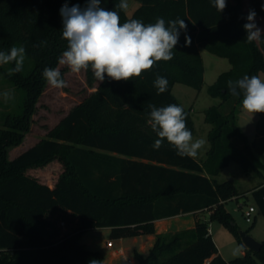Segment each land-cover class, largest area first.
I'll return each instance as SVG.
<instances>
[{
    "label": "trees",
    "instance_id": "1",
    "mask_svg": "<svg viewBox=\"0 0 264 264\" xmlns=\"http://www.w3.org/2000/svg\"><path fill=\"white\" fill-rule=\"evenodd\" d=\"M138 9L129 17L116 8L120 0H109L104 9L117 11L121 23L139 19L155 23L184 20L173 59L159 61L132 80L114 81L105 76L96 90L73 108L48 136L14 159L10 150L20 146L31 130L37 103L48 83L46 67L58 68L67 49L62 38L61 7L87 0H0V51L24 46L33 66L8 76L0 65L3 80L21 93L17 110L6 112L0 131V264H89L103 256L81 243L90 229L110 228L114 239L135 238L156 233L155 222L182 214H193L195 228L157 235L146 255L136 252L139 264H264V242L260 251L249 250L225 203L237 194L231 182L218 183L213 177L231 161L246 173L262 174L264 164L248 144L238 126L243 93L231 94L228 82L245 75L264 73V35L259 41L246 40L243 25L250 9L264 16V0H226L223 12L210 0H136ZM103 8V7H102ZM185 36L191 40L185 43ZM227 58L231 69L210 87L220 106L205 112L211 125L208 165L194 157H180L167 141L159 150L158 138L148 124L149 105L176 104L186 113V126L194 134L191 109L174 97L173 87L182 83L202 90L204 65L201 50ZM166 77L168 90L157 94L156 76ZM88 83L96 78L87 70ZM226 108H230L226 111ZM264 121V113H257ZM256 150L264 151V123ZM58 160L64 166L53 187L27 173ZM264 216V182L252 190ZM209 212L237 236L246 249L243 257L228 261L214 242Z\"/></svg>",
    "mask_w": 264,
    "mask_h": 264
},
{
    "label": "clouds",
    "instance_id": "2",
    "mask_svg": "<svg viewBox=\"0 0 264 264\" xmlns=\"http://www.w3.org/2000/svg\"><path fill=\"white\" fill-rule=\"evenodd\" d=\"M212 7L223 12L226 0H210ZM101 0H87L86 6L79 4L71 7L65 3L60 9L63 29L62 38L67 41V49L59 57V64L67 66L71 72L80 73L91 69L94 77L103 82L105 76L114 81L132 80L151 70L159 61L173 59V49L179 43L181 30L187 25L182 19L165 23L158 17L155 23L145 24L139 19H130L121 23L117 11L106 10L100 6ZM122 11L128 8L127 0L115 5ZM256 12L250 9L243 25L246 40L251 43L260 40L264 30L255 22ZM185 43L191 40L185 36ZM26 58L24 46H12L8 51H0V65L14 64L7 75L12 76L23 70ZM45 81L53 88L67 87L58 68L46 67L42 73ZM157 94L168 90L166 77L157 75L153 81ZM232 95L240 96L242 108L249 113H264V80L259 76L245 75L235 82L229 81ZM5 100L11 98L3 93ZM148 124L158 137L152 147L159 150L165 141L172 145L180 157H195L206 143L204 139H193L192 132L186 126V113L181 106L169 104L157 107L150 104ZM89 264H100L96 259Z\"/></svg>",
    "mask_w": 264,
    "mask_h": 264
},
{
    "label": "rangeland",
    "instance_id": "3",
    "mask_svg": "<svg viewBox=\"0 0 264 264\" xmlns=\"http://www.w3.org/2000/svg\"><path fill=\"white\" fill-rule=\"evenodd\" d=\"M250 0H244V9L249 10ZM235 3L236 0H230ZM128 8L126 14L131 17L140 6L136 0H127ZM109 4V0H101L100 6L105 8ZM255 22L259 28L264 29V16L257 15ZM260 16V17H259ZM201 55L204 65V86L202 90H197L195 87L188 86L182 83H176L173 87L174 97L186 109H191V116L194 124L193 139H204L205 145L198 150L194 157L201 163L208 165V153L211 149L209 133L211 125L206 121L205 112L217 106H220L221 100L215 98L210 93V87L213 86L220 75L228 72L231 69V63L227 58L219 57L204 49L201 50ZM33 66L32 61L26 57L24 61L23 71L27 72ZM4 67L9 68L8 65ZM58 69L61 72V78L66 81L67 87L57 89L47 85L44 93L37 103V110L33 116L31 130L24 139V142L10 150V159H14L28 148L32 147L42 139L46 138L51 130H53L60 121L77 105H79L90 93L96 90L99 81L96 79L94 86L88 83L87 70H82L80 73H73L65 65H59ZM264 80V73L259 76ZM8 92L11 98L5 100L3 93ZM21 103V93L10 86L3 80L0 75V131L2 129V119L6 112L17 110ZM230 108H226L229 111ZM257 113H249L243 109L240 115V126L246 133L250 141H254L257 133ZM258 159L264 164V153L257 154ZM64 172V166L58 161H52L44 166L30 170L27 174L39 179L42 183H46L53 187L60 175ZM218 183L231 182L237 192L226 203L225 208L232 214L234 223L239 232H246L256 241L264 242V216L258 209L252 190L264 182V170L262 174L255 172L246 173L241 164L236 161H231L227 166L223 167L218 175L213 177ZM250 206L257 208L254 214L252 223H247L244 213ZM192 218H189V220ZM202 219L209 222V229L214 242L216 243L220 254L228 261L243 257L246 249L239 241L237 236L226 227L218 219H211L210 214L206 212ZM184 231L189 228V225H181ZM179 231V232H180ZM134 238H125L122 243L121 239L111 237V231L104 228L90 229L85 231L80 241L88 249L97 251L104 256L110 257V250H107L108 242L115 244L113 250L123 249L125 256L131 258L134 263L139 264L136 259L134 248ZM124 256H119L115 264H124ZM255 264H262L259 260Z\"/></svg>",
    "mask_w": 264,
    "mask_h": 264
},
{
    "label": "crops",
    "instance_id": "4",
    "mask_svg": "<svg viewBox=\"0 0 264 264\" xmlns=\"http://www.w3.org/2000/svg\"><path fill=\"white\" fill-rule=\"evenodd\" d=\"M248 7V5H247ZM244 8V6H243ZM245 10V9H244ZM246 11V10H245ZM256 17H258L256 15ZM260 17V16H259ZM264 30V29H263ZM259 41V40H257ZM243 111V108L239 109V113H238V118H237V123L239 128L241 129V131L246 135V133L243 131V129L240 126L239 120H240V115ZM258 116V121H257V133H256V137L254 141H250L247 137V141L248 144L252 147L255 155L257 156V154H262L263 152L257 151L255 145L261 140L262 135L260 133V126L263 125L264 121L261 119V117L259 116V114H257ZM40 142V141H39ZM38 142V143H39ZM37 144V143H36ZM35 144V145H36ZM34 146V145H33ZM258 157V156H257ZM207 212V211H206ZM206 212L201 213V216H204L206 214ZM209 213V212H207ZM210 214V213H209ZM189 218H192L189 220ZM189 225V228H187V230L190 229H194L195 228V223H196V219L195 216L193 214H182V215H178L172 218H166V219H162V220H158L155 222V228H156V233L153 235H145V236H140V237H135L133 242H134V248L136 249L135 251L138 253H141L143 255H146L149 250L153 247L157 235L160 234H168V233H176L179 232L180 230H182V226L183 224ZM107 229L108 231H111L110 228H104ZM122 243L125 242V239H121ZM107 250H110V257H108L106 254H104L103 258H104V263L105 264H115L116 259L119 256H124V261L126 264V259H131L125 256V251L123 249L120 250H113L115 248V244H113L112 247H109L107 244ZM134 263V261H133Z\"/></svg>",
    "mask_w": 264,
    "mask_h": 264
},
{
    "label": "water",
    "instance_id": "5",
    "mask_svg": "<svg viewBox=\"0 0 264 264\" xmlns=\"http://www.w3.org/2000/svg\"><path fill=\"white\" fill-rule=\"evenodd\" d=\"M240 237L245 245V247L249 250H252L254 252L260 251L262 247V243L256 241L253 237H251L248 233L246 232H240Z\"/></svg>",
    "mask_w": 264,
    "mask_h": 264
},
{
    "label": "built area",
    "instance_id": "6",
    "mask_svg": "<svg viewBox=\"0 0 264 264\" xmlns=\"http://www.w3.org/2000/svg\"><path fill=\"white\" fill-rule=\"evenodd\" d=\"M257 212V208L254 206H250L248 210L244 213L245 219L247 223H252L254 219V214ZM108 246L112 247L113 243L108 242ZM126 264H133L132 259H126Z\"/></svg>",
    "mask_w": 264,
    "mask_h": 264
}]
</instances>
